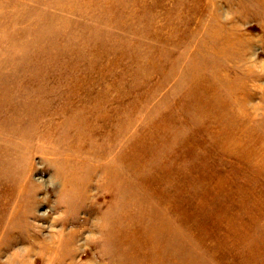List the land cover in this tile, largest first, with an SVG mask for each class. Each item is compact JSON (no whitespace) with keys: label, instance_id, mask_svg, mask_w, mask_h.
Instances as JSON below:
<instances>
[{"label":"rangeland","instance_id":"1","mask_svg":"<svg viewBox=\"0 0 264 264\" xmlns=\"http://www.w3.org/2000/svg\"><path fill=\"white\" fill-rule=\"evenodd\" d=\"M0 264H264V0H0Z\"/></svg>","mask_w":264,"mask_h":264}]
</instances>
